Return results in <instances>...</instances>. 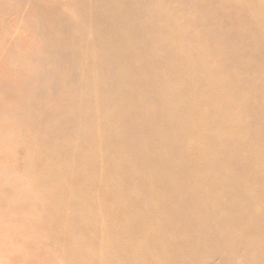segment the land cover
<instances>
[{"label":"rangeland","instance_id":"rangeland-1","mask_svg":"<svg viewBox=\"0 0 264 264\" xmlns=\"http://www.w3.org/2000/svg\"><path fill=\"white\" fill-rule=\"evenodd\" d=\"M0 264H264V0H0Z\"/></svg>","mask_w":264,"mask_h":264}]
</instances>
